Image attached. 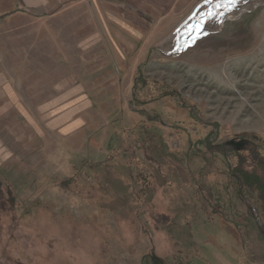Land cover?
<instances>
[{"label":"rangeland","instance_id":"1","mask_svg":"<svg viewBox=\"0 0 264 264\" xmlns=\"http://www.w3.org/2000/svg\"><path fill=\"white\" fill-rule=\"evenodd\" d=\"M0 3V264H264L226 190L264 177V0ZM206 161L241 227L189 236Z\"/></svg>","mask_w":264,"mask_h":264},{"label":"trees","instance_id":"2","mask_svg":"<svg viewBox=\"0 0 264 264\" xmlns=\"http://www.w3.org/2000/svg\"><path fill=\"white\" fill-rule=\"evenodd\" d=\"M239 156V164H236L234 166L229 165L228 169H230L227 173V180L228 184L226 185V190L231 189L234 192V195L240 201V203L245 207V214H246V221L248 223L254 224L256 227V230L261 234L264 235V214H263V207L257 199L255 198V194H258L257 192L264 191V177L257 174L255 171H248L243 167V161L244 157L243 155ZM253 159L256 163L259 165H264V159L259 156V153L257 151H253ZM210 163L206 161L205 165L195 170V174L191 176V180L193 181L194 190H195V196L200 201V209L197 212H194L192 214V217L189 219L186 227L189 230V236L190 230H194V227L197 226H203L200 223H194L197 218H199L198 212L201 213V215L204 216V219L206 220V223H212L214 219H217V217L223 216L224 220L227 222H230L237 227H241L240 222L238 220V216L236 217H225L224 208L227 206L229 209H231V205H227V202L224 201L223 193L219 190L218 187L212 185L207 181V176L211 173L210 172ZM205 189L206 194H202L201 190ZM163 217L165 214H162ZM263 216V217H262ZM162 217V216H161ZM186 219V218H185ZM163 221L164 218H161ZM206 228L213 229L209 224L205 225ZM242 231V230H241ZM186 235V234H185ZM193 239L189 242V237L183 238V243L189 242V245L192 247L193 243L200 244L202 254L204 255L203 258L204 262H214L209 260L206 257L205 254V248L207 245L197 241L194 237V234L192 232ZM194 240V241H193ZM243 245L246 246L245 240L243 241ZM196 246V245H195ZM210 248V246H208ZM175 264H183L181 260L178 258L175 259ZM211 264V263H210Z\"/></svg>","mask_w":264,"mask_h":264},{"label":"snow or ice","instance_id":"3","mask_svg":"<svg viewBox=\"0 0 264 264\" xmlns=\"http://www.w3.org/2000/svg\"><path fill=\"white\" fill-rule=\"evenodd\" d=\"M207 3H213V0H207ZM237 4V0H216L217 8H231L235 7ZM202 26L197 29V31H202Z\"/></svg>","mask_w":264,"mask_h":264},{"label":"crops","instance_id":"4","mask_svg":"<svg viewBox=\"0 0 264 264\" xmlns=\"http://www.w3.org/2000/svg\"><path fill=\"white\" fill-rule=\"evenodd\" d=\"M5 9H6V8L4 7V4H3V3H0V12L5 11ZM0 73H1V72H0ZM1 75H3V74H1ZM2 83H3V81H1V84H2ZM58 102H59V101H57V102H56V101H55V102L52 101V102L48 103L46 106H48V107L58 106V105H59ZM78 102H79V101H78ZM80 102H84L83 97H82V99H80ZM77 104H78V103H77ZM77 104H76V105H77ZM3 105H4V104H1L0 107H3Z\"/></svg>","mask_w":264,"mask_h":264}]
</instances>
